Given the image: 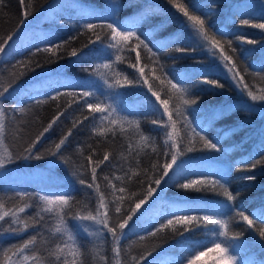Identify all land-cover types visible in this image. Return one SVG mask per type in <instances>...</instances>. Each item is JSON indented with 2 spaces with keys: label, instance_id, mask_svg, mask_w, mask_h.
<instances>
[{
  "label": "trees",
  "instance_id": "1",
  "mask_svg": "<svg viewBox=\"0 0 264 264\" xmlns=\"http://www.w3.org/2000/svg\"><path fill=\"white\" fill-rule=\"evenodd\" d=\"M246 1L175 0V3L183 4L190 14L206 18L225 34L223 38L217 37L222 44L219 49L212 48L210 41H205L194 31L191 22L168 0H119L124 7L117 13V18L123 22H135L136 30L142 33L146 43L154 46L159 63L165 68L175 67L181 73L190 72L191 78L184 87L193 97H199V111L193 112L190 119L203 121L205 134L209 138L219 136L217 143L222 151L193 152L182 159L191 160L186 166L188 169L203 166L200 161L192 159L200 156L211 157V163L216 166L246 160V165L231 171L227 183L229 190L237 195L235 207L244 209L252 218L264 205V165L257 163L264 159V118H261L264 115V101H252L247 92L264 95V30L251 27V23H264V19L260 18L254 4L251 9L245 8ZM104 3L105 0H24L22 5L20 0H0V43L8 34L16 32L18 27L20 29L13 41L5 46V52L0 54V91L8 87L10 93L6 94L3 102L9 118L4 142L0 144V158L7 155V150L18 157L23 147L35 139L43 127L56 120L52 129L33 149L43 159L17 158L6 169H0L3 176L0 180V215L9 213L0 221V264H8V257L16 248L34 235L37 237L36 244L28 255H35L37 259L23 264H55L50 252L55 242L67 237L57 239L54 215L45 212L44 219H41L38 213L45 205L39 196L70 191L74 197L73 214L83 210L85 205L95 208L96 186L86 189L79 179L90 182L91 167L94 165H90L87 158L99 161L105 154L109 160L97 168L100 190L108 193L109 199L115 198L111 194V186L104 180L105 176L116 186L123 184L126 193L121 194L125 196L121 206L126 210L135 209L132 220L125 228L128 235L121 240L124 264H131L132 256L138 258L139 264H177L189 250L203 245L211 246L213 241L231 243L218 235V227L212 226L185 233L186 239L183 240L174 234L172 227H164L156 235H151L162 224L166 225L170 213L181 207L176 203L177 196L223 219L230 234L243 231V254L238 264L252 257L264 259V248L261 247L264 241L260 240L258 231L248 229L239 217L234 216V210L228 213L224 207L225 198L211 191L178 192L170 186L173 183L170 181L161 198L157 199L153 194L136 209V203L147 193L148 177L144 173L147 171L149 177L152 175L156 153L164 150L163 128L160 124L152 123L160 118L163 108L148 89L151 87L158 91L161 98L171 96L170 110L174 102L179 106V100L173 92L168 91L170 85L157 70L147 50L141 51L143 59L140 64H135L136 53L130 54V63L129 54L122 52L120 61L115 59L113 53L110 69L100 65V62L109 61L99 57V42L90 43L95 36L81 26L90 19L86 11H100ZM25 7L29 16L21 26ZM242 19H250V24L242 25ZM249 39L256 43H247ZM50 47L52 51H47ZM177 47L186 51L177 52ZM73 50L77 51L79 58L71 55ZM220 51L229 55L233 63L224 61ZM233 66L236 72L242 74L244 84L239 83L240 76L233 78L234 73L228 71ZM141 67L145 73L143 78L137 71ZM125 76L134 83L114 89H109L104 83L105 79L111 82L113 78H118L121 84H126ZM203 79L216 81L223 87L203 84ZM82 90H91L103 101V106L112 103L115 108L131 111L134 116L129 117L130 122L125 125H108L107 129L104 128L106 119L84 120V115L99 117L101 114L89 112L80 95ZM115 92L123 95H114ZM53 96L56 99H52ZM219 105L239 107L224 118L208 124L210 109ZM245 105H253L255 111L247 109ZM13 106L23 111L13 115ZM163 121L167 123L168 117L164 116ZM179 127L178 124V130ZM113 128L115 131H112ZM229 128L237 130L227 137L218 131ZM100 131L105 134L100 135ZM65 136L66 144L60 150L63 157L49 155L48 150L56 151L55 143ZM62 160H67V164ZM138 160L141 163L138 164ZM252 164L257 166L249 170ZM133 172L137 173L139 179L132 176ZM247 176H255L256 179H240ZM193 178L201 177L196 175ZM19 193L26 195L22 198ZM21 207H25V212L18 211ZM13 212L17 214L15 222ZM68 220L75 225L70 217ZM89 227L90 230L93 228L91 225ZM36 228L40 229L39 233L35 231ZM78 235L83 245L82 264H116L112 252L114 242L110 236L105 241L104 237L95 233L89 236L82 228L78 229ZM140 236H144V239H140ZM216 258L217 254L209 253L196 264H215Z\"/></svg>",
  "mask_w": 264,
  "mask_h": 264
},
{
  "label": "snow or ice",
  "instance_id": "2",
  "mask_svg": "<svg viewBox=\"0 0 264 264\" xmlns=\"http://www.w3.org/2000/svg\"><path fill=\"white\" fill-rule=\"evenodd\" d=\"M21 4H24V0H20ZM174 8L181 12L188 21L191 22V26L205 41H210L212 48L219 49L222 47L221 40L217 37L223 38L225 34L216 28L215 24H211L207 19H201L198 15L190 14L189 10L183 4L175 3V0H168ZM124 7L119 0H105L100 11H86V15L90 17L81 27L89 32H92L95 36V40H90V43L99 42L100 48L98 50L99 57L109 61L102 65L105 69L112 67L111 61L113 53H115V59L121 60L120 53L127 52L129 54V62L131 63L130 54L136 53L135 64H140L143 56L142 50H147L152 55V62L157 65V70L163 75L164 80L170 85V90L175 94L179 100V106L177 103L169 105L168 98H161L158 91L153 90L151 87L148 89L151 95L156 98V102L160 108H163V113L158 120H153V124H160L163 128L162 135L164 137V150L163 152L156 153V162L152 165V175L149 177L148 172L144 173V176L148 177V188L147 193L142 197L139 203H136V209L141 207V204L145 203L148 197H153L155 194L156 198H161V194L165 191V186L169 185L170 181L173 183L170 185L175 187L179 191H195V192H207L211 191L216 195H220L225 198L226 203L224 207L228 213H233L234 216L239 217L243 224L247 225V228L256 232L261 241H264V205L261 206L259 212L252 215L250 218L249 214L245 213L242 208L235 207V200L237 195L229 190L227 178L231 171L240 168L242 165H246V160L235 162L233 165L224 164L216 166L211 163L212 158L209 156H200L192 158L201 162L202 167L196 169H188L186 166L191 160H184L182 157L193 152L222 151L217 141L220 137L209 138L205 134V123L203 121H196L190 119L193 112L199 111V97H193V94L184 87L187 81L191 78L189 71L179 72L175 67L170 69L165 68L164 65L159 63V57L157 50L154 46H150L142 38V33L136 30L135 22H123L122 19L117 18V13ZM245 8L251 9L254 6L250 3L244 5ZM211 13H209L210 15ZM255 14V13H254ZM260 18L264 19V0H261L260 4ZM29 13L25 7L24 19L20 21V25L23 26L25 21L28 19ZM242 25H249L250 19H242ZM251 27L259 28L264 30V23H251ZM208 29L209 31H206ZM19 27L16 32H12L7 35L6 39L0 43V54L5 52V46L13 41L14 36L17 35ZM249 44H255L254 40H247ZM59 47V45H57ZM229 48H231V41H229ZM47 51H52V48H48ZM177 52H185V49L177 47ZM232 51H236L232 49ZM71 55L78 57L77 51L73 50ZM220 56L223 57L224 61L228 64H232V59L229 55H225L224 51H220ZM264 66V65H262ZM89 71V69H85ZM137 71L140 73V78H143L144 68H138ZM230 73H234L235 76H240L239 83L244 84V78L240 72L235 71V66L229 68ZM119 73H117V76ZM126 84H121L118 78H113L110 82L108 79L104 80V83L109 89L123 88L126 85H132L133 80H128L125 76ZM147 83V80L144 81ZM203 84H212L214 88H222L223 85L216 81H209L208 79L202 80ZM211 91V89H208ZM6 94L9 93V88L6 87L0 91V144L4 142V136L6 135V121L9 118L5 112L4 100ZM80 95L84 98L83 103L87 105L89 112L100 113L99 117L84 115V120H107V124L104 128L107 129L108 125H115L118 121L130 122L129 117H133L134 113L131 111L119 110L111 105L107 108L103 106V101L98 99V96L91 90H82ZM114 95H123L120 92H115ZM167 95V92H166ZM247 95L252 101H264V95H254L251 91L247 92ZM52 99H56L55 96ZM39 103V101H38ZM196 106V107H193ZM239 105H219L210 109V117L208 118V124H211L214 120L222 119L226 115L230 114ZM249 110L255 111L253 105H245ZM22 112L23 109L13 106V115L17 112ZM159 109H157V112ZM264 112V109H262ZM168 117L167 123L163 121V117ZM261 118H264L262 115ZM56 123L54 119L47 127H43V130L31 140L26 146L23 147L22 152L17 157V154L11 150H7V155L0 158V169H6L9 164L15 163L17 158L23 160H40L44 157L38 152H34L38 142L44 137L45 133H48L52 129L53 124ZM180 125L179 130L177 125ZM75 127V125H74ZM169 128L171 130H169ZM235 128L219 129L224 137H227L232 132L236 131ZM112 131H115L113 128ZM71 132H69V135ZM100 135H104V131L99 132ZM67 136L59 140V143H55L54 147L56 151L48 150L49 155L58 158L63 157V153L60 151L62 146L66 144ZM161 156L163 160H161ZM88 163L94 165L91 167V181H87L84 178L79 179V183L86 189H93L96 192V207L91 208L85 205L83 210L75 214L72 213V207L74 197L72 192H57L50 193L47 195H40L39 199L43 201L45 207L40 213H38L41 219H44L43 213H49L56 217V225L54 232L59 237L66 236L64 240L55 242L54 248L51 250L50 255L53 257L55 264H82V247L83 245L79 242L78 229H83L89 236L93 233L105 238V241L110 236L114 242L112 252L116 258V264H124L121 257V240L126 238L128 233L125 231L129 221L132 220V216L135 213V209H124L121 205L125 200V196L121 194L126 193V188L121 184L116 186L112 180L107 176L104 180L112 188V195L114 199H109V194L100 190L99 187V174L97 168L100 167L104 161L109 160L107 154L104 155L102 160L93 161L91 157H88ZM67 160H62V163L67 164ZM141 163V161H137ZM258 164L264 165V159L257 162ZM257 164H252L249 170H253ZM183 172V175L181 173ZM199 175L201 178H193ZM133 177L137 176L136 172L132 173ZM131 179V177H129ZM240 179L255 180V176L240 177ZM152 185H155L153 187ZM23 198L26 193H19ZM176 203L181 205L177 210L170 213V218H167L166 225L162 224L161 228L156 229L151 235H156L157 232L161 231L164 227H172L174 234L179 236L182 240L186 239L185 233L195 231L199 227L207 228L209 226L218 227L220 230L218 235L225 241H231V243H219L213 241L211 246L203 245L201 248L189 250L186 256H182L177 264H196L201 257L208 255L209 253L217 254L215 264H238L241 255L243 254L242 237L243 231L229 233L228 226L223 219L216 218L211 212L205 208H201L186 198L177 196ZM54 206V207H53ZM27 207V205L25 206ZM25 207L18 209L20 213L25 212ZM142 214V213H141ZM9 213L5 212L0 215V221H3ZM16 212L12 213L13 222H15ZM75 222V225L69 223L68 218ZM89 225L93 226L90 230ZM35 231L39 233L40 229L36 228ZM140 239H144V236H140ZM37 237L34 235L29 240L16 248V251L12 256L8 257V264H23L26 261H35L37 256L28 255L30 251L34 250ZM264 248V244L261 245ZM206 249V251L204 250ZM235 249V250H233ZM71 257V259H69ZM190 257V258H189ZM143 259V257H140ZM131 264H139V260L136 256L131 257ZM243 264H264V259L252 257L243 261Z\"/></svg>",
  "mask_w": 264,
  "mask_h": 264
},
{
  "label": "rangeland",
  "instance_id": "3",
  "mask_svg": "<svg viewBox=\"0 0 264 264\" xmlns=\"http://www.w3.org/2000/svg\"><path fill=\"white\" fill-rule=\"evenodd\" d=\"M246 3H250V4H254L255 5V10L257 12L260 13V4H261V1H253V0H247ZM105 62H100V65H103ZM102 96H100L99 98H101ZM111 106H113L112 103H110ZM109 106V104L105 103L104 104V107L107 108ZM114 107V106H113ZM117 124L119 125H125L126 122L124 121H118ZM13 176V175H11ZM3 178L2 174H0V180ZM7 179H11L10 177L8 178V176H6ZM14 178V177H13Z\"/></svg>",
  "mask_w": 264,
  "mask_h": 264
}]
</instances>
